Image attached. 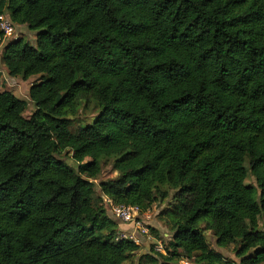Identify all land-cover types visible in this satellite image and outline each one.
I'll return each instance as SVG.
<instances>
[{"label":"trees","instance_id":"obj_1","mask_svg":"<svg viewBox=\"0 0 264 264\" xmlns=\"http://www.w3.org/2000/svg\"><path fill=\"white\" fill-rule=\"evenodd\" d=\"M1 15L38 33L4 44L9 76L40 78L30 119L0 92V264H126L140 246L103 198L146 213L172 191L161 264H225L202 224L264 264V0H0Z\"/></svg>","mask_w":264,"mask_h":264},{"label":"rangeland","instance_id":"obj_2","mask_svg":"<svg viewBox=\"0 0 264 264\" xmlns=\"http://www.w3.org/2000/svg\"><path fill=\"white\" fill-rule=\"evenodd\" d=\"M17 34L19 38H25L32 45L37 44V32L31 31L27 27H17ZM4 43L0 46V92L9 91L17 96L19 99L24 100L28 104L27 111L24 116L30 119L35 112V105L30 98V91L34 84L39 81V76L33 77L29 80H24L23 78H12L9 76L8 70L2 61V50ZM101 111L93 103L88 109L81 110L78 118L73 122V130H77L79 127H86L87 125L93 124L94 121L98 118ZM66 162L67 165H70L75 170L78 169L79 165L75 162L72 157V153L65 154L60 158ZM90 162V160H86ZM247 168L249 165L247 163ZM119 176V173L114 170L113 165H108L104 168L102 175L93 180L97 186V196L102 197V192L100 189V184L103 181L110 179H115ZM248 185H253L257 187L255 178L249 176L247 180ZM174 191L171 192V196L165 202H162L160 199L155 203L153 208L144 213L142 218L137 221L136 224L124 225L121 222L116 221L110 208L106 203V197L103 198V206L108 211L109 216L115 220L119 225V236L126 234L128 236L136 237L140 242V250L133 255V257L126 264H161L163 262L162 255H167L166 248L169 242L173 239V233L170 230L169 226L162 218V212L170 207L173 204ZM204 233L208 239L210 247L213 251L218 254H221L226 259L225 264H241V260L237 257L235 252V246H231L229 249H220L217 246V240L214 236V233L211 230L207 229L206 224H202ZM263 230L262 220H260V227ZM145 229L148 233L142 232ZM162 250L159 251L158 249ZM155 260L156 262H153ZM181 264H193L191 260L185 258L184 255L181 256Z\"/></svg>","mask_w":264,"mask_h":264},{"label":"built area","instance_id":"obj_3","mask_svg":"<svg viewBox=\"0 0 264 264\" xmlns=\"http://www.w3.org/2000/svg\"><path fill=\"white\" fill-rule=\"evenodd\" d=\"M0 31L3 34L2 43L4 44L11 41L12 39L19 38L14 23L12 22L11 18L6 15L0 16ZM106 203L116 221L121 222L124 225L136 224L144 214L138 207L125 205L118 206L114 204V202L109 198H106ZM142 232L146 234L148 233V231L145 229H143ZM119 239L130 240L140 246L139 240L134 236L123 234L119 237ZM158 250L161 251L162 249L159 248Z\"/></svg>","mask_w":264,"mask_h":264}]
</instances>
